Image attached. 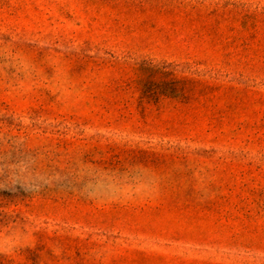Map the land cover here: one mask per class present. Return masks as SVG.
<instances>
[{
	"label": "rangeland",
	"instance_id": "1",
	"mask_svg": "<svg viewBox=\"0 0 264 264\" xmlns=\"http://www.w3.org/2000/svg\"><path fill=\"white\" fill-rule=\"evenodd\" d=\"M0 264H264V0H0Z\"/></svg>",
	"mask_w": 264,
	"mask_h": 264
}]
</instances>
